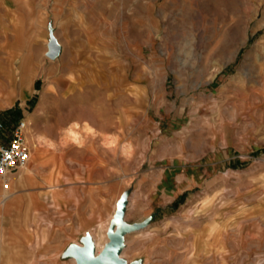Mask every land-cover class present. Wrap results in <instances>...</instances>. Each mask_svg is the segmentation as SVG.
<instances>
[{"label": "rangeland", "instance_id": "374dc122", "mask_svg": "<svg viewBox=\"0 0 264 264\" xmlns=\"http://www.w3.org/2000/svg\"><path fill=\"white\" fill-rule=\"evenodd\" d=\"M53 92L57 115L135 117L118 200L153 220L125 263L264 264V0H0V119L48 113ZM97 229L34 264H75Z\"/></svg>", "mask_w": 264, "mask_h": 264}, {"label": "crops", "instance_id": "0c3cea01", "mask_svg": "<svg viewBox=\"0 0 264 264\" xmlns=\"http://www.w3.org/2000/svg\"><path fill=\"white\" fill-rule=\"evenodd\" d=\"M50 95L53 109L44 113L37 107L23 118L34 136L25 131L29 159L8 175L6 198L0 179V264H34L40 249H64L73 237L111 220L120 195L121 167L136 158L133 115L111 114L106 124L103 119L57 115V106L65 111L70 107L69 99ZM0 120L5 123L1 138L7 140L15 122ZM73 122L79 124L77 140L67 134ZM36 135L46 137L49 146H38Z\"/></svg>", "mask_w": 264, "mask_h": 264}, {"label": "water", "instance_id": "95a60500", "mask_svg": "<svg viewBox=\"0 0 264 264\" xmlns=\"http://www.w3.org/2000/svg\"><path fill=\"white\" fill-rule=\"evenodd\" d=\"M58 51L57 46L50 47L49 56L54 57ZM127 202L126 194L117 201L116 211L106 231L108 242L105 243L99 253L95 254L92 237L87 233L81 245L71 244L65 250L64 255L74 258L76 264H127L119 257L125 246V235L144 228L153 220V215H150L140 223L129 224L125 222L124 215Z\"/></svg>", "mask_w": 264, "mask_h": 264}, {"label": "built area", "instance_id": "2783aa9c", "mask_svg": "<svg viewBox=\"0 0 264 264\" xmlns=\"http://www.w3.org/2000/svg\"><path fill=\"white\" fill-rule=\"evenodd\" d=\"M26 121H16L8 132V139L1 136L5 131V123L0 120V179L4 189H8V175L26 166L29 159V149L25 138Z\"/></svg>", "mask_w": 264, "mask_h": 264}, {"label": "bare ground", "instance_id": "6f19581e", "mask_svg": "<svg viewBox=\"0 0 264 264\" xmlns=\"http://www.w3.org/2000/svg\"><path fill=\"white\" fill-rule=\"evenodd\" d=\"M45 95V94H44ZM43 100H44V98H43ZM46 101V100H45ZM45 101H44V103H45ZM10 102V101H9ZM41 104V103H40ZM42 105V104H41ZM27 121V120H26ZM30 121V120H29ZM78 124L76 123V122H73L70 126H68V128H67V134L72 138V139H74V140H77V137H78V130H77V128H76V126H77ZM87 125V124H86ZM85 129H87V130H90L91 128H90V126L88 127V126H85L84 127ZM79 129V128H78ZM26 135L27 134H30V135H33L32 134V130H31V128H30V126L29 125H27V123H26ZM91 131V130H90ZM34 136V135H33ZM46 138V137H45ZM45 138H43V137H41L40 135H36L35 136V142H36V144L38 145V146H40V147H45V148H47L48 146H49V143L50 142H48L47 141V139H45ZM53 145V144H52ZM9 180V179H8ZM4 193H5V196H6V194H8L9 195V193H7V189H4V192H3V195H2V197L4 196ZM7 195V196H8ZM6 196V197H7ZM6 197H3V198H6ZM3 203V202H2ZM107 224H109V223H107ZM106 225V223H104L100 228H99V230H98V232H97V234H96V236L95 237H92V240H93V244H94V248H95V254H97V253H99L100 251H101V249L103 248V246L105 245V244H102L103 243V241L105 242V243H107L108 241H105L104 240V238H103V235H102V230L101 229H103L104 228V226ZM208 237L209 236H207V237H205L204 239H203V243H205L206 241H207V239H208ZM124 242H125V240H124ZM122 252L123 251H121V253H120V255H119V257L121 258L122 257ZM70 259H71V261H72V263L74 262L75 264H76V262H75V259L74 258H72V257H70Z\"/></svg>", "mask_w": 264, "mask_h": 264}]
</instances>
